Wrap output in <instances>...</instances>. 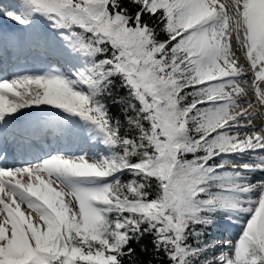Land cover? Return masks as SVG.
<instances>
[{"label":"snow or ice","instance_id":"obj_1","mask_svg":"<svg viewBox=\"0 0 264 264\" xmlns=\"http://www.w3.org/2000/svg\"><path fill=\"white\" fill-rule=\"evenodd\" d=\"M0 25V264H264V0Z\"/></svg>","mask_w":264,"mask_h":264},{"label":"rangeland","instance_id":"obj_2","mask_svg":"<svg viewBox=\"0 0 264 264\" xmlns=\"http://www.w3.org/2000/svg\"><path fill=\"white\" fill-rule=\"evenodd\" d=\"M0 27H2V25H0ZM23 63V62H22ZM29 63H31V62H29ZM38 66V65H37Z\"/></svg>","mask_w":264,"mask_h":264}]
</instances>
